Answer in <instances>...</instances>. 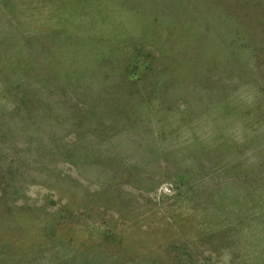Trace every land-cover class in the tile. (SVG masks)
I'll list each match as a JSON object with an SVG mask.
<instances>
[{
	"label": "rangeland",
	"instance_id": "obj_1",
	"mask_svg": "<svg viewBox=\"0 0 264 264\" xmlns=\"http://www.w3.org/2000/svg\"><path fill=\"white\" fill-rule=\"evenodd\" d=\"M0 264H264V0H0Z\"/></svg>",
	"mask_w": 264,
	"mask_h": 264
}]
</instances>
